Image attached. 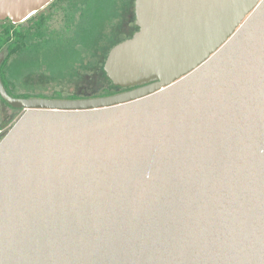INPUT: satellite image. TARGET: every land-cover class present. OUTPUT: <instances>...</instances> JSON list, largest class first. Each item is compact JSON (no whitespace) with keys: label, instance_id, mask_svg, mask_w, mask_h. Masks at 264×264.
<instances>
[{"label":"water","instance_id":"95a60500","mask_svg":"<svg viewBox=\"0 0 264 264\" xmlns=\"http://www.w3.org/2000/svg\"><path fill=\"white\" fill-rule=\"evenodd\" d=\"M52 0H0L20 23ZM122 92L10 95L0 264H264V0H135ZM5 51H0V67Z\"/></svg>","mask_w":264,"mask_h":264},{"label":"rangeland","instance_id":"374dc122","mask_svg":"<svg viewBox=\"0 0 264 264\" xmlns=\"http://www.w3.org/2000/svg\"><path fill=\"white\" fill-rule=\"evenodd\" d=\"M92 2L95 5L87 13L83 26L77 33L82 40L75 43L77 47L74 51L63 54L59 51L48 52L47 61L40 59V62L44 61L47 64L45 67L37 65L39 59L30 60V64L26 61L22 63L21 57L14 58L12 55L6 59L2 70L6 71L7 77L14 83L13 94L49 93L61 89L71 93L76 89L77 83L82 86V82L85 87L100 88L101 94H111L117 89L105 82L102 76L95 75V70L103 66L108 51L116 43L131 37L135 31L134 0H92ZM57 13H53L52 18V27L55 28L65 25L63 22L60 24ZM78 15L79 13L76 17ZM74 29L76 25L70 27L66 33V40L70 41ZM20 113L0 98L1 134L7 131Z\"/></svg>","mask_w":264,"mask_h":264},{"label":"trees","instance_id":"16d2710c","mask_svg":"<svg viewBox=\"0 0 264 264\" xmlns=\"http://www.w3.org/2000/svg\"><path fill=\"white\" fill-rule=\"evenodd\" d=\"M94 5L95 3L92 0H52L44 8L21 23L14 24L8 19L0 22V51H5V58L0 67V76L10 95L21 96L13 94L14 83L7 77L6 71H3L6 59L12 55L14 58L21 57L23 63L26 61L30 64V60L36 59H39L38 63H45L44 61H47L46 58L49 56L47 55L48 52L55 53L59 51L63 54V52L74 51L77 47L76 44L82 40L77 33L82 28L87 13ZM53 13L59 14V22L60 24L63 22L64 26L52 27ZM78 13L79 15L76 17ZM72 25H76V29H74L70 36L71 39L68 41L66 40V33ZM42 58L44 61L40 62ZM95 71V75L102 76L105 82L110 83L103 66Z\"/></svg>","mask_w":264,"mask_h":264},{"label":"flooded vegetation","instance_id":"af4514ba","mask_svg":"<svg viewBox=\"0 0 264 264\" xmlns=\"http://www.w3.org/2000/svg\"><path fill=\"white\" fill-rule=\"evenodd\" d=\"M134 22H135V14H134ZM134 25H135V23H134ZM135 28H136L135 29V31H136L138 29L136 27V25H135ZM132 34H131V36H132ZM37 65L42 66V67L43 66L44 67L47 66L46 63H37ZM64 69H66V68L64 67ZM77 74L78 73H76V75ZM127 89H131V88H126V89L117 88L111 94L118 93V92H122V91L127 90ZM99 93H100V88L99 89H96V88H92L90 86L89 87H85L84 84H83V82H82V86L79 83H77L76 89H74V91H72L71 93L64 92L63 89H61V90H52L49 93H46V92H38V93H30V94L29 93H24L25 94L24 96L21 95V96H14V97H21V98H42V99H51V100H78V99H83V98H90V97H98V96L108 95V94L99 95ZM14 109L19 110L21 113L24 110V109H18V108H14ZM5 133H2L1 134V132H0V139L3 137V135Z\"/></svg>","mask_w":264,"mask_h":264}]
</instances>
